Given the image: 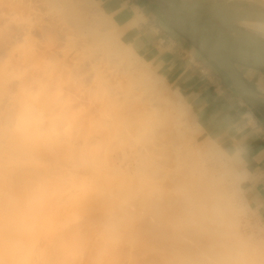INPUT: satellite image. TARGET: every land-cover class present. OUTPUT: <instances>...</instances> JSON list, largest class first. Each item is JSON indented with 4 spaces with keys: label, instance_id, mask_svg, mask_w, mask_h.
<instances>
[{
    "label": "clouds",
    "instance_id": "1",
    "mask_svg": "<svg viewBox=\"0 0 264 264\" xmlns=\"http://www.w3.org/2000/svg\"><path fill=\"white\" fill-rule=\"evenodd\" d=\"M261 106L264 0H0V264H264Z\"/></svg>",
    "mask_w": 264,
    "mask_h": 264
},
{
    "label": "crops",
    "instance_id": "2",
    "mask_svg": "<svg viewBox=\"0 0 264 264\" xmlns=\"http://www.w3.org/2000/svg\"><path fill=\"white\" fill-rule=\"evenodd\" d=\"M199 87V86H198ZM213 89L209 88L208 92L211 93ZM257 116L260 120L264 121V109L257 110ZM253 151L264 150V137L256 139L252 144Z\"/></svg>",
    "mask_w": 264,
    "mask_h": 264
},
{
    "label": "water",
    "instance_id": "3",
    "mask_svg": "<svg viewBox=\"0 0 264 264\" xmlns=\"http://www.w3.org/2000/svg\"><path fill=\"white\" fill-rule=\"evenodd\" d=\"M259 109H264V106H261L260 108H258V110H259Z\"/></svg>",
    "mask_w": 264,
    "mask_h": 264
}]
</instances>
